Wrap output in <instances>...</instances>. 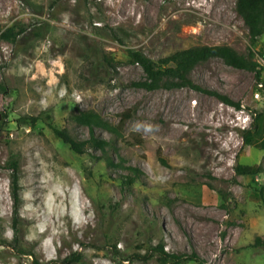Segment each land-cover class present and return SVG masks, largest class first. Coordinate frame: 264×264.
<instances>
[{
  "label": "rangeland",
  "instance_id": "374dc122",
  "mask_svg": "<svg viewBox=\"0 0 264 264\" xmlns=\"http://www.w3.org/2000/svg\"><path fill=\"white\" fill-rule=\"evenodd\" d=\"M0 27L24 29L15 42L0 32V264H162L161 246L198 257L179 264H264V203L251 196L264 187V149L243 134L264 112V76L220 57L195 66V84L238 108L188 86L136 85L146 74L127 52L159 63L227 45L264 68V35L251 44L236 0H0ZM79 112L112 127H94L104 146ZM45 114L85 152L43 118L18 122ZM15 154L16 224L5 165Z\"/></svg>",
  "mask_w": 264,
  "mask_h": 264
},
{
  "label": "trees",
  "instance_id": "16d2710c",
  "mask_svg": "<svg viewBox=\"0 0 264 264\" xmlns=\"http://www.w3.org/2000/svg\"><path fill=\"white\" fill-rule=\"evenodd\" d=\"M236 11L243 18L248 27L250 42L252 45L256 44L259 38L264 35V0H236ZM1 36L6 40L15 42L20 34L24 32L23 28L15 31L13 28H8L2 31L0 27ZM130 61L139 64L145 74L146 80L135 82L136 85L142 86L147 90H154L158 88H174L188 86L194 89L203 90L209 94L215 95L222 102L240 107V103L233 101L227 95L219 93L215 90L203 89L195 84L190 77L195 66L203 61L213 57H220L224 62L230 66L246 69L256 72L257 80H261L264 76V68L260 67L259 63L252 57L241 55L235 49L227 45H204L193 46L186 49L178 50L171 55L161 59L159 63L154 62L144 52L129 48L127 50ZM109 61V60H108ZM0 91L6 93L8 88L5 84L0 83ZM45 119L49 126L53 129L55 134L68 144L74 151L78 153L85 152V146L88 141H80L72 136L66 129H62L53 124L51 115H26L19 118V123L35 124L39 119ZM75 120L81 124L87 125L91 128L93 135L91 141L97 145L104 146L105 141L97 138L94 135V127H102L111 129L112 127L103 120V118L94 112H79L74 116ZM253 128L243 131L244 141L252 146L264 149V112L256 111L253 116ZM3 125L0 124V132ZM6 167L11 170V195L13 199L14 222L17 223V216L19 214L20 198V163L17 154L12 155L6 162ZM238 174L256 175L261 171L260 165L238 164L236 166ZM253 199L262 200L264 203V187L259 191L251 193ZM259 238L256 240L258 243ZM157 249V248H156ZM160 252V261L162 264H179L183 261L198 258L197 256L186 255H167L162 250V246L157 249ZM72 256L66 258V264H69Z\"/></svg>",
  "mask_w": 264,
  "mask_h": 264
},
{
  "label": "bare ground",
  "instance_id": "6f19581e",
  "mask_svg": "<svg viewBox=\"0 0 264 264\" xmlns=\"http://www.w3.org/2000/svg\"><path fill=\"white\" fill-rule=\"evenodd\" d=\"M125 5H126V1H125V3H124L122 6L120 5L121 8H120V7H119V8H120L121 10H124ZM126 8H127V7H126ZM126 8H125V9H126ZM121 10H120V11H121Z\"/></svg>",
  "mask_w": 264,
  "mask_h": 264
}]
</instances>
